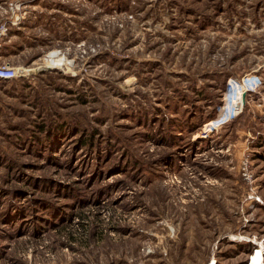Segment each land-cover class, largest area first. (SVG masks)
<instances>
[{
	"label": "rangeland",
	"instance_id": "obj_1",
	"mask_svg": "<svg viewBox=\"0 0 264 264\" xmlns=\"http://www.w3.org/2000/svg\"><path fill=\"white\" fill-rule=\"evenodd\" d=\"M3 64L0 264H264V0H0Z\"/></svg>",
	"mask_w": 264,
	"mask_h": 264
},
{
	"label": "built area",
	"instance_id": "obj_2",
	"mask_svg": "<svg viewBox=\"0 0 264 264\" xmlns=\"http://www.w3.org/2000/svg\"><path fill=\"white\" fill-rule=\"evenodd\" d=\"M22 74H26V72L24 70H19L18 67H13L11 65H0V79H10L12 77H18L19 75ZM257 77V75H255ZM245 82L246 84H248L245 79L242 80V83ZM254 84V86L252 87V89L256 90V88L261 84V81L259 82V80H255L254 82H252ZM264 104V96L262 97V102L261 105Z\"/></svg>",
	"mask_w": 264,
	"mask_h": 264
},
{
	"label": "bare ground",
	"instance_id": "obj_3",
	"mask_svg": "<svg viewBox=\"0 0 264 264\" xmlns=\"http://www.w3.org/2000/svg\"><path fill=\"white\" fill-rule=\"evenodd\" d=\"M51 60L53 61L52 64H60L63 60L58 59L59 55L57 52H53L50 54Z\"/></svg>",
	"mask_w": 264,
	"mask_h": 264
}]
</instances>
